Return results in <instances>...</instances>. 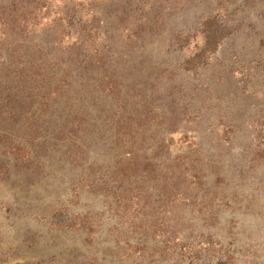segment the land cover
Wrapping results in <instances>:
<instances>
[{"label":"rangeland","instance_id":"374dc122","mask_svg":"<svg viewBox=\"0 0 264 264\" xmlns=\"http://www.w3.org/2000/svg\"><path fill=\"white\" fill-rule=\"evenodd\" d=\"M38 1L0 0V264L115 259V241L102 244L115 202L105 181L132 182L142 197L130 206L119 200V211L133 213L127 220L170 196L155 193L146 172L127 179L131 171L117 163L138 130L143 162L155 147L162 156L156 166L186 173L188 195L173 202L178 207L164 229L173 241L160 264H178L180 255L182 264H214L211 254L264 264V0ZM93 17L101 29L88 27ZM207 23L224 39L205 65L188 69ZM65 48L74 52L68 61ZM11 57L36 60L38 85L13 80ZM61 57L70 86L54 63ZM60 84L59 93L49 90ZM82 113L84 128H72ZM64 220L76 228L57 227ZM135 243L148 248L131 264H159L148 257L153 243Z\"/></svg>","mask_w":264,"mask_h":264},{"label":"trees","instance_id":"16d2710c","mask_svg":"<svg viewBox=\"0 0 264 264\" xmlns=\"http://www.w3.org/2000/svg\"><path fill=\"white\" fill-rule=\"evenodd\" d=\"M41 1L42 0L38 1L37 3L38 7L39 5H41ZM37 6H36V10H37ZM93 19L94 20L91 22V24L88 27H92V30L101 29V27L99 26H97L96 28L93 27V25L95 26L97 20L100 21V18L93 17ZM205 27H206V30L204 31V34H205L204 45L201 48V50H199L198 53L194 56V58L187 61L188 64L192 66V67H189L188 69H191L193 67L194 68L198 67L200 64L205 65L207 62L206 60L208 59V55L214 53L218 49L219 45L222 43L224 39L223 30L218 25L214 23L212 24L207 23L205 24ZM82 29L86 30L85 32H91V30L85 29L84 27ZM180 48L181 49H177V50H182L183 46H180ZM64 50L66 51H63V50L61 51H62V54L65 55L66 60L68 61L69 59H72L74 52H72L69 48H65ZM13 54L16 57L19 56L18 51H13ZM11 58H12V63L14 64V68L12 72L15 73L13 75V80L17 81L18 83H21V85L23 86L25 85V83L38 85V83L40 82V78L42 76L41 74L42 72H41V68H39L40 66L36 64V60L31 59L30 64L27 65L20 58H17V60H15V57H11ZM58 62H59L58 67L62 69L63 74L65 75L64 78L68 80L67 82L69 84V79L67 78L69 76L67 75L69 74L70 71H66L63 69V65L65 64L64 58L61 57L60 59H58V61L56 60L54 63H58ZM53 79L55 78L53 77ZM61 87H62V84H60L59 86H54V87L50 85L51 89L49 90L51 91L54 90V92L56 91L57 93H59ZM102 88H104V83L102 84ZM113 90L114 92H116L115 89ZM85 124H86V118H85L84 113L81 114L78 121H75L73 119L70 122V125L72 128L79 129V130L81 128H84ZM148 124L152 125L151 123H148ZM117 125L119 126V124ZM140 125L142 126L143 123ZM75 126H78V127L75 128ZM126 129H129V128L126 127ZM138 134H139V130L137 131L135 136L130 135V140H133V142L128 146L127 151H125V153L122 154L123 156L117 160V163H120V164L125 163L126 165L122 170H125L127 172L131 171V174L127 177V179L135 178L136 172L138 171L139 172L143 171L144 173L146 172L147 180L145 181L147 182L148 180H151L154 183L153 186L156 189L155 193H158V195H165V194H160L164 192V193H169L168 195L170 196L165 195L164 198L157 197L156 199L157 203H155L151 207H148L149 209L146 210L145 213L137 212V215H135L136 213L134 214L135 216L133 217V219L127 220V217L132 216L133 213H131L130 211H126L125 208H123V210L121 209L122 212L119 211L118 210L119 206H117L119 203V200L124 201V203L129 201L130 202L129 206H130V204H132L131 200L136 199L138 201H141L142 197L135 196L136 194L134 191L135 188L131 185L132 182H128L127 185H124L125 183L124 180H121V179L113 180L111 178L110 179L108 178L104 183L103 190L107 194L106 197L108 196L112 199H115V202H111L108 208L109 210L108 214L110 216L108 217V219H110L109 221H111V224L113 223V226L107 228L108 234H106V236H108V239L107 241L106 240L102 241V244L108 245L109 244L108 242L115 241L114 243L117 249L115 251V248H114L115 252L112 251L116 255L115 259L113 255L112 256L107 255L106 257H103V261L105 262L106 259H108V261L102 264H129V263L131 264L132 262L133 263L136 262L137 257H138L137 252H144L147 250L146 248H148L147 245H144V244L140 245V243H135L136 239H142L146 242H151L154 244V247L151 249L152 253L148 255V257L155 258L156 260H158L159 264L164 259H167V256L170 255L168 253V249H169V245L173 241V237L171 235L167 236L168 233H166V230L164 231V229L165 227L168 228V225L166 223L167 221L172 220L171 216L173 215V210L175 211L178 207L177 205L173 204V202L174 203L176 202L177 197L182 198L188 195L187 192L185 191V184L187 183L185 182L186 173L183 171L182 166L177 165L176 167L177 175L176 176L173 174H170V168L168 166L162 167V168L156 166L155 164L161 161L162 156L161 155L158 156V151H155V147H154V153H152L149 156L150 159L148 160V162H143L145 159V152L140 153V151L143 150L140 148L146 147V144L143 143V141H141ZM118 135L119 134H117V136ZM55 147L52 150V152H54V150L56 149ZM32 154L38 155V152L37 151L35 152L32 150ZM97 160L98 159H95L94 161H97ZM141 163H142L141 165L142 167L140 168L138 166H140ZM195 164L196 165H194L193 170L197 171L200 168V164L199 162L198 163L196 162ZM169 174H170V177L168 176ZM172 177H174L175 180L172 181ZM96 184H97V181L95 178L90 180L89 188L94 190ZM110 184L111 186L109 187ZM130 186H132L133 188L132 187L129 188ZM125 188L129 192V194L132 195L131 197L134 196L135 198H132V199L127 198L126 200L123 199L124 196L122 192H124ZM139 188L142 189L141 190L142 192H144L147 187L145 184V185L140 186ZM125 196H128V194ZM146 202L148 203V201ZM138 206L143 208L140 204H138ZM138 216H143L140 218V220L145 218V220L147 221L149 220L151 224L148 223L149 225H147V224H144L143 222L138 223L136 220V218H139ZM159 218H162V220H159ZM171 226L176 227V225H171ZM57 227L65 231L76 228L75 225H68L65 220L60 226H57ZM82 228L89 231V233L92 235L93 233L97 235V230L91 229V227H82ZM229 228H230V225H229ZM230 231L231 230L228 229V231L226 232L227 236L231 234ZM94 241H95L94 249H97L99 237L95 238L94 236ZM220 244L221 246H224V247H230L229 245L231 244V242L223 241V242H220ZM176 250L178 249L174 248L173 252ZM134 251H135V254L132 255ZM179 251L181 250L179 249ZM107 252H109V248L105 246L104 254H106ZM111 258H113V260ZM181 258L182 257L180 255L178 264H182ZM216 258H217V261L214 264H231V262L229 261V257H226V255H223V256L221 255V257H217L215 254H211L209 257V260L212 261L213 259H216ZM139 259L141 261L142 259H144V256H142V259L139 257L138 260ZM109 260H112V262L111 261L109 262ZM195 260L199 262L200 257L195 258ZM92 262H94V264H97L95 260H92ZM190 264H194V263L191 262Z\"/></svg>","mask_w":264,"mask_h":264}]
</instances>
